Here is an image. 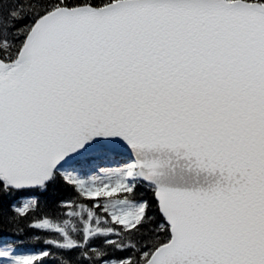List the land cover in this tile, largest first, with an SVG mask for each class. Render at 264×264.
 I'll list each match as a JSON object with an SVG mask.
<instances>
[{
    "label": "snow or ice",
    "instance_id": "6c2138e0",
    "mask_svg": "<svg viewBox=\"0 0 264 264\" xmlns=\"http://www.w3.org/2000/svg\"><path fill=\"white\" fill-rule=\"evenodd\" d=\"M8 230L41 247L0 264H264V0H0Z\"/></svg>",
    "mask_w": 264,
    "mask_h": 264
},
{
    "label": "trees",
    "instance_id": "16d2710c",
    "mask_svg": "<svg viewBox=\"0 0 264 264\" xmlns=\"http://www.w3.org/2000/svg\"><path fill=\"white\" fill-rule=\"evenodd\" d=\"M71 192H72L71 188H67L62 185H57L56 188L53 190H50L48 194L41 196V201L43 202L44 200H48L49 203H51L54 199L57 198V196H67ZM147 196L151 197V193L148 192ZM68 210L70 211L71 209H68ZM2 240L9 241L13 244H18L23 249H28V250L41 247V245L36 244L34 240H30L26 238L25 236L15 235L10 230L0 233V242H2Z\"/></svg>",
    "mask_w": 264,
    "mask_h": 264
}]
</instances>
